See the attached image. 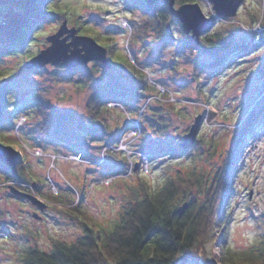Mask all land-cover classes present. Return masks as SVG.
Here are the masks:
<instances>
[{
	"label": "rangeland",
	"instance_id": "obj_1",
	"mask_svg": "<svg viewBox=\"0 0 264 264\" xmlns=\"http://www.w3.org/2000/svg\"><path fill=\"white\" fill-rule=\"evenodd\" d=\"M47 1L43 0L41 5ZM199 2L205 16L214 15L208 0ZM123 4V0H60L53 11L61 8L64 18L50 21L38 30L40 36L34 48L48 46L46 36L53 34L64 19L67 28L76 26L81 33L89 32L103 46L106 45L104 37H109L107 54L114 67L102 65L97 79L102 82L107 79L112 85L120 82L119 90L126 97L114 95L122 104L112 109V117L107 121L109 126L132 122L141 133V138L128 143L129 153L114 147L102 150L108 142L106 138L99 143L92 141L85 150H79L78 161L62 158L69 154L66 143H70V132L76 135L79 132L77 123L88 126L84 107L92 90L78 89L77 81L83 71L74 72L71 79L55 81L56 72H63L56 65L46 64L41 67L45 71L31 73L28 72L31 68L22 69L29 58L19 60L6 55L0 61V67L9 74L0 77V98L5 85L11 84L7 100L13 101L14 109L19 111L8 125L7 134L0 132V136L7 138L2 143L18 152V165L24 167L25 177L35 183V189L32 184H25L20 190L36 194L46 205L42 210L35 209L26 198L9 192L10 182L0 180V264H19L20 254L29 247L49 251L51 238L76 239L82 233L76 217L92 227L109 229L129 188L137 186L139 178L157 186L167 175L192 165H202L211 172L215 167L221 168L229 150L231 158L224 167L231 212L227 244L241 251L264 232V124L240 136L233 148L242 119L263 93L264 78L259 70L264 66V46L257 45L252 51H235L220 66L205 68L211 66L214 57L188 47L179 24L171 22L165 30L168 34L161 40H149L148 33L145 40L142 27L122 11ZM263 5L264 0H243L234 17L216 19L208 33L231 37L232 47L251 48L259 44L251 34L256 30L251 21L256 18L255 24L259 25ZM131 8L135 12L139 10ZM95 31L101 36L94 35ZM30 38L31 31L26 33L20 50ZM82 66L88 69L93 64L88 62ZM45 104L51 108H44ZM170 106L174 111L168 112ZM158 108H162L161 113L156 112ZM70 113L73 115L68 116ZM198 115L201 120L191 149L175 158L155 156L151 150L155 135L150 130L159 119L169 122L166 138H171L175 145V137L182 138ZM129 130L130 127L125 132ZM85 137L88 139L91 135ZM205 147H214L216 151L206 162L205 155L198 158V149ZM113 175L117 177L102 182L103 178ZM33 212L40 218H34ZM219 246L218 240L213 245H205L212 264H221L218 256L215 259L212 256L219 254Z\"/></svg>",
	"mask_w": 264,
	"mask_h": 264
},
{
	"label": "trees",
	"instance_id": "obj_2",
	"mask_svg": "<svg viewBox=\"0 0 264 264\" xmlns=\"http://www.w3.org/2000/svg\"><path fill=\"white\" fill-rule=\"evenodd\" d=\"M42 1L0 0V61L6 55L18 57L19 60L30 59L39 51L34 48L35 42L40 36L38 30L50 21L64 18L65 13L61 8L53 11L60 0H48L43 6L41 5ZM123 1L140 4V0ZM178 2H182V0H178ZM157 12L161 13L159 10ZM166 15L170 17L167 9ZM162 16L163 14H159V18L164 20ZM40 20L43 21L40 22ZM255 21L256 18L251 21L252 25L255 24ZM258 22L263 29L259 32L253 31L251 34L257 37L256 40H259V44H254L251 48L245 47V45H243L244 47L241 45L232 47L229 42L231 37L228 39L218 32L202 34L198 43L194 42L189 34V36L184 34L183 36L186 37L185 43L188 47H194L200 53L214 57L211 66L206 65L205 68L218 67L224 63L228 54L235 51L237 53L239 51H252L257 45L264 46V5ZM75 29L77 34L88 35L89 33H81L76 26ZM142 29L144 30L143 36L150 32L147 28L142 27ZM165 30L164 24H159L153 40L163 39L167 33ZM30 31L31 38L27 46L20 50L26 33ZM94 35L100 34L95 31ZM108 38L104 37L105 40H103L106 42L104 46L106 51H109L110 41ZM186 45L185 48H187ZM126 61L129 67L134 69L133 64L127 59ZM112 66L114 67V63ZM56 68L63 72H56L55 81L66 77L71 79L70 75L82 70V76L77 81L79 82L78 89L92 90L84 107L88 126H82L78 122V134L70 132L72 135L69 137L70 143H66L69 153L78 155V151L85 150L92 141L99 143L106 138L108 142L104 146L115 147L128 127L136 129L132 122L114 123L113 126H109L107 120L112 117V109H117V107L107 103L115 102L121 105L122 100L119 97L115 98L114 95L126 96L123 91L119 90L121 88L120 82H115L112 85L108 84L107 79L103 82L98 81L97 73L102 70V65L95 64L88 69L84 66L68 69L61 65H56ZM22 69L27 70L25 67ZM42 71L45 70H41V68L28 70L31 73H41ZM11 73L13 74V71ZM62 73L64 74L62 75ZM5 75H9L7 70L0 67V77H5ZM259 75L264 78V66L259 70ZM11 87V84H6L2 98H0V132L4 133L7 131L8 125L12 124L16 113L19 112L14 109L16 104L9 99L7 100L9 98L8 91L11 90ZM43 107L51 108L50 105L46 104ZM168 109V112L174 111L172 106ZM156 112L161 113L162 108L156 109ZM72 115L70 113L68 116ZM65 119L69 120L70 118L65 117ZM263 124L264 89L254 106L242 119L233 148L240 136L244 133L248 134ZM169 126L167 120L159 119L155 128L150 130L155 135L151 150L158 158L160 154L161 157H179L194 145L188 149H183L180 135L175 137L176 143L174 145L171 138H166ZM149 133L146 134L149 135ZM87 134L91 135V138L86 139ZM140 135L139 132L137 137ZM5 139H7L6 136H0L1 143ZM198 150H200L198 158L202 154L205 155V162L212 159L216 153L214 147ZM231 154L232 151L229 150L226 157L223 158L221 168L220 166L215 167L211 172L204 169L202 165H192L187 170H176L173 174L167 175L157 186L139 178L137 186L130 187L131 189L128 187L129 194L118 211L117 219L113 220L109 229L92 227L76 217L82 230L79 237L72 241L51 238L49 251H44L38 247H29L20 254L19 264H212L208 260L210 256L206 253L205 245L208 243L213 245L216 240L220 244L218 247L219 254L213 253L212 256L214 259L218 256L221 264H264V232L251 246L241 251L230 248L226 241L231 212L228 208L230 188L224 176V167L230 161ZM1 164V182L17 181L26 185L32 184L35 189V183L25 177L24 167L18 165V162L15 168L6 166L2 162ZM12 186L21 188L16 184ZM22 189L29 191L25 187ZM183 203L187 204V208L178 214L177 209ZM73 209L81 215L82 212L79 209L76 207Z\"/></svg>",
	"mask_w": 264,
	"mask_h": 264
},
{
	"label": "water",
	"instance_id": "obj_3",
	"mask_svg": "<svg viewBox=\"0 0 264 264\" xmlns=\"http://www.w3.org/2000/svg\"><path fill=\"white\" fill-rule=\"evenodd\" d=\"M147 5L154 4L156 0H143ZM167 2L171 14L178 19L181 30L184 34H189L194 42H199V37L208 32L214 25L216 19L234 17L241 0H208L214 15L205 16L197 3H184L174 7V0H163ZM46 41L49 43L37 54L32 56L26 63L25 68H41L46 64L61 65L65 68H73L86 65L90 61H99L103 66L109 68L110 62L106 58V48L96 42L88 35L77 34L74 27L67 28L65 19L58 29L48 36ZM201 116L194 118V122L182 135L181 147L190 148L197 136L198 126ZM19 154L10 145L0 143V161L11 168H15ZM136 167V164H135ZM8 190L14 195L26 198L31 205L39 210L46 206L39 200L36 194L27 193L20 189L8 185ZM187 208V204H181L177 213L181 214ZM34 218H40L36 212L32 213Z\"/></svg>",
	"mask_w": 264,
	"mask_h": 264
},
{
	"label": "flooded vegetation",
	"instance_id": "obj_4",
	"mask_svg": "<svg viewBox=\"0 0 264 264\" xmlns=\"http://www.w3.org/2000/svg\"><path fill=\"white\" fill-rule=\"evenodd\" d=\"M242 2H243V0H241V3ZM184 3H197L200 6L199 0H182V2H178V0H174V7H177V6L184 4ZM131 6L136 7L137 10L139 9L140 11L139 10L137 12L133 11ZM121 9H122V11L127 12V14L131 17V19H133V21L137 22L138 26H141V27L147 28V30H150V32L148 33V35H150L149 40H151V38L153 39V36L156 34L155 30L159 24H164V27L166 28V30H168L170 27V23L175 22L176 24H179V26L181 28L180 22L178 21V19L176 17H174L171 14L169 7L167 5V2L163 1V0H156L155 3L151 4V5H147L143 0H140V4L134 3L133 5L130 3V1H124V4H123V6H121ZM166 9L168 10L170 17H168L166 15ZM157 10L161 11V13H158ZM159 14H163L162 18L164 20H161V18H159ZM147 36H145V40L147 39ZM155 41H157V40H155ZM107 52L108 51H106V58L111 63V66L109 67V68H111L112 62H111ZM90 62L93 65H95V64L102 65L99 61H90ZM105 68H107V67H105ZM33 207L35 209H38L35 206H33Z\"/></svg>",
	"mask_w": 264,
	"mask_h": 264
},
{
	"label": "built area",
	"instance_id": "obj_5",
	"mask_svg": "<svg viewBox=\"0 0 264 264\" xmlns=\"http://www.w3.org/2000/svg\"><path fill=\"white\" fill-rule=\"evenodd\" d=\"M253 28L256 29L257 31L263 29V28H262L260 25H258V24H254V25H253ZM256 30H255V31H256ZM107 104L110 105V106L118 105V104H116V103H114V102H108ZM138 133H139V132L137 131V129H135V130H134V129H130L129 131L125 132V133L122 135V137L119 139L117 146H115L113 149H116V150H122V151H126L127 153H129V150L127 149V144H128L131 140L135 139V138L137 137ZM111 147H112L111 145H106V146H104L103 150H105V149H110ZM62 158H64L65 160L68 159V160H74V161H78V160L80 159V158H79L77 155H75V154H68V155L63 156ZM113 177H117V175L107 176V177L103 178V181H102V182L107 183V182L111 181ZM8 182H10L9 184H12V185L16 184L17 186H18V185H19V186H21V185H25V184L20 183V182H17V181H8Z\"/></svg>",
	"mask_w": 264,
	"mask_h": 264
}]
</instances>
